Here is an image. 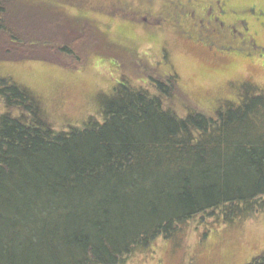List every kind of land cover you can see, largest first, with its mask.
I'll use <instances>...</instances> for the list:
<instances>
[{
	"label": "trees",
	"instance_id": "16d2710c",
	"mask_svg": "<svg viewBox=\"0 0 264 264\" xmlns=\"http://www.w3.org/2000/svg\"><path fill=\"white\" fill-rule=\"evenodd\" d=\"M48 1L73 5L74 23L98 7ZM3 12L0 0V31ZM171 74L154 80V93L115 80L97 117L66 130H54L26 87L0 77V264H122L196 216L264 213V89L242 90L213 116H179L164 102Z\"/></svg>",
	"mask_w": 264,
	"mask_h": 264
},
{
	"label": "rangeland",
	"instance_id": "374dc122",
	"mask_svg": "<svg viewBox=\"0 0 264 264\" xmlns=\"http://www.w3.org/2000/svg\"><path fill=\"white\" fill-rule=\"evenodd\" d=\"M97 1L90 2L98 4L92 12L87 7L84 11L91 20L74 23L70 17L77 10L68 3L1 0L7 30L0 31V77L26 87L54 130L81 125L89 116L96 118L110 98L111 84L119 79L154 93V80L163 81L164 74L173 73V96L164 102L179 116L190 109L213 116L219 107L237 104L242 90L264 89L263 63L242 58L243 48L226 52L230 56L214 53L205 34L198 31L199 38L190 39L187 32L195 35V27L188 15L173 29L169 21L159 25L143 21L146 13L165 11L155 13L165 18L186 11L189 2L199 6L194 8L196 17L216 1L230 10L255 6L264 12V0H127L131 3L124 10L112 5L123 0ZM248 29L264 45V31L253 21H248ZM103 30L121 47L110 45ZM210 214L188 220L171 238L158 237L153 248L134 251L122 264L264 260V213L227 223L221 222L220 213Z\"/></svg>",
	"mask_w": 264,
	"mask_h": 264
},
{
	"label": "flooded vegetation",
	"instance_id": "af4514ba",
	"mask_svg": "<svg viewBox=\"0 0 264 264\" xmlns=\"http://www.w3.org/2000/svg\"><path fill=\"white\" fill-rule=\"evenodd\" d=\"M123 1L124 2H122L121 5H116L114 3L113 6L115 5L117 7L115 9H126V6L131 3L126 2L127 0ZM214 3L215 4H212V6L200 9L201 14L199 17H196L195 9L199 8V6L195 3L189 2L188 10L178 11L174 17L177 20V23H181V19H184L185 15H188V18L193 21L195 35L197 34L195 36L191 31L187 32L189 38L196 40L199 38L198 32L201 35L205 34L210 48L213 49L212 51L214 53L221 56H230L226 54V52L232 49H237L236 51H238L243 48L244 52L240 55L243 56L242 58L251 62L256 61L255 63L264 64V45L258 44L254 35L251 34L248 29V21H253L257 24L260 30L264 31V24L262 21L264 18L263 10H256L255 6H251L247 9L243 8L244 10L241 9L240 11H236L227 9L224 6V3H219V1ZM177 5L179 4L177 3ZM157 12L163 14L161 13L162 11ZM157 12L146 13L143 21L146 23L149 22L150 24L158 23L157 25H159V22H164V18L155 14ZM180 26L181 25H178L177 27ZM173 28L174 27L172 26V29Z\"/></svg>",
	"mask_w": 264,
	"mask_h": 264
}]
</instances>
